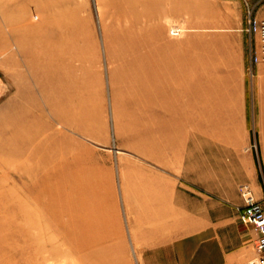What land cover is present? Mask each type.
<instances>
[{"label": "rangeland", "instance_id": "374dc122", "mask_svg": "<svg viewBox=\"0 0 264 264\" xmlns=\"http://www.w3.org/2000/svg\"><path fill=\"white\" fill-rule=\"evenodd\" d=\"M262 11L259 0H0V264H141L139 229L186 226L171 183L195 218L244 223L242 203L216 190L254 163L236 146L249 132L264 189L247 32Z\"/></svg>", "mask_w": 264, "mask_h": 264}, {"label": "crops", "instance_id": "0c3cea01", "mask_svg": "<svg viewBox=\"0 0 264 264\" xmlns=\"http://www.w3.org/2000/svg\"><path fill=\"white\" fill-rule=\"evenodd\" d=\"M258 16L264 18V11L260 12ZM249 65L251 66L250 60L245 64V68ZM252 67L253 71L257 73L259 87L258 99H253L250 102L249 111L252 113L251 124L259 126L257 147L260 148L264 159V85L260 78L264 73V63L252 65ZM255 91L257 90H255L253 79L251 83L252 95ZM256 114L257 116H255ZM247 123L246 120V126ZM236 146H240L239 150L246 148L248 158L252 157L254 163L249 166V171L242 175L239 186L237 183V185H232V188L229 186L227 192L216 190V193L222 197V200L224 197L226 201L244 205L239 187L242 184H249L256 198L264 202V189L255 158L254 136L251 132L247 133L242 143H237ZM170 186L172 188L171 200L174 201L172 202L174 207L171 210L178 213V205H181V217L186 222V226L178 227L179 224L175 222L177 226L173 228L165 227L163 224L164 226L160 229H139L135 234V240L138 244V251L141 253V264H245L248 259L255 257V243L258 238L256 227L239 222L228 227L227 221L231 220L232 216L236 218V213L225 214L224 223L217 226H212L208 221L212 219L208 211H203L202 217L195 218L193 198L191 201L186 199L180 202L179 199L184 198L183 192L180 196L178 186L173 183Z\"/></svg>", "mask_w": 264, "mask_h": 264}, {"label": "built area", "instance_id": "2783aa9c", "mask_svg": "<svg viewBox=\"0 0 264 264\" xmlns=\"http://www.w3.org/2000/svg\"><path fill=\"white\" fill-rule=\"evenodd\" d=\"M264 0H259V2ZM247 32L255 35L257 45L252 57V65L264 63V18H259L255 14L250 16ZM173 36H180L179 29L171 31ZM251 70V69H250ZM244 205L241 218L246 224L253 225L258 231V238L255 243V258L249 264H264V202L254 195L249 184H242L239 187Z\"/></svg>", "mask_w": 264, "mask_h": 264}, {"label": "bare ground", "instance_id": "6f19581e", "mask_svg": "<svg viewBox=\"0 0 264 264\" xmlns=\"http://www.w3.org/2000/svg\"><path fill=\"white\" fill-rule=\"evenodd\" d=\"M176 29H179L180 33L183 32V28H182V27H181V28H179V27L177 28V27H176V28H174L173 30H176ZM173 30H172V31H173ZM180 35H181V34H180ZM26 46H27V45H26V42L22 41V43H19L18 46L15 47V48H17L18 51H22L23 49L26 50ZM71 61H72V60H71ZM150 63H151V65H150V64H149V65L151 66V68H150V67H147V68H149V69H146V71L150 70L149 72H147V73H149L148 75H150V72H152V70L154 69V68L152 67V66L154 65V64H153L154 62H150ZM156 65H157V64H156ZM156 65H155V66H156ZM146 66H147V65H146ZM144 68H145V67H144ZM152 68H153V69H152ZM155 68H156V67H155ZM153 71H155V69H154ZM154 74H155V73H154ZM57 159H58V157H57ZM45 161H46V160H45ZM55 170H57V169H54L53 171H55ZM54 177H55V175H54ZM54 177H53V178H54ZM42 178H43V177H42ZM43 179H44V180H48L46 177L43 178ZM57 180H58L59 182L62 181L61 176H58ZM43 194L45 195L46 193H43Z\"/></svg>", "mask_w": 264, "mask_h": 264}]
</instances>
